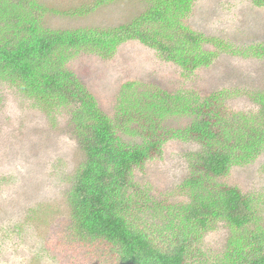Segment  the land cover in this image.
<instances>
[{
	"label": "trees",
	"instance_id": "obj_1",
	"mask_svg": "<svg viewBox=\"0 0 264 264\" xmlns=\"http://www.w3.org/2000/svg\"><path fill=\"white\" fill-rule=\"evenodd\" d=\"M106 1L112 0L94 6ZM144 2L145 9L123 25L53 30L43 28L19 0H0V83L13 84L45 108H70L84 157L67 201L71 227L81 241L106 242L118 264H189L190 257L200 256L199 239L222 222L228 237L217 263L264 264L261 199L222 181L231 167L253 161L264 148L263 91L250 94L255 110L239 111L224 104L237 93L233 89L202 96L128 82L114 119L65 67L78 51L109 56L131 39L188 71L211 64L223 52L246 57L249 49L264 56L262 44L242 48L187 26L183 20L192 0ZM206 43L216 49H206ZM174 116L189 122L169 126ZM126 135L140 142L130 144ZM170 139L199 146L186 154L188 174L178 187L183 200L153 197L133 180L134 169L159 155Z\"/></svg>",
	"mask_w": 264,
	"mask_h": 264
},
{
	"label": "rangeland",
	"instance_id": "obj_2",
	"mask_svg": "<svg viewBox=\"0 0 264 264\" xmlns=\"http://www.w3.org/2000/svg\"><path fill=\"white\" fill-rule=\"evenodd\" d=\"M19 1L43 28L53 30L116 27L146 7L144 0H112L97 6V0ZM191 5L183 21L193 30L242 48L264 45V5L252 0H192ZM204 47L216 49L210 43ZM247 51L246 57L219 53L211 64L188 71L131 39L109 56L78 51L65 67L114 119L128 82L168 92L192 90L202 96L229 88L237 93L224 100L226 107L246 111L257 106L250 94L264 92V56ZM188 122L179 116L167 120L174 127ZM123 137L130 144L140 142L137 136ZM198 149L191 141L167 140L159 155L134 169L133 180L153 197L183 200L178 187L188 174L186 154ZM83 157L69 107L45 108L13 84L0 83V264H118L106 242L81 241L71 227L67 196ZM222 181L258 196L264 218V148L253 161L231 167ZM227 237L228 228L216 222L199 239L200 256L190 257L189 264H218Z\"/></svg>",
	"mask_w": 264,
	"mask_h": 264
}]
</instances>
